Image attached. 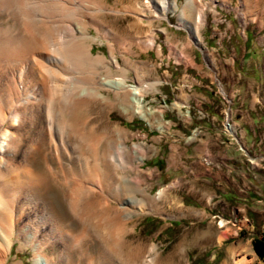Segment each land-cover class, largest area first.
I'll return each instance as SVG.
<instances>
[{"label": "rangeland", "instance_id": "1", "mask_svg": "<svg viewBox=\"0 0 264 264\" xmlns=\"http://www.w3.org/2000/svg\"><path fill=\"white\" fill-rule=\"evenodd\" d=\"M199 1L207 17L201 32L206 47L204 51L190 37L189 31L179 24V13L186 0H169L178 7L168 9L166 18L152 0L90 2L89 9L98 8L104 15V19L96 16L95 21H102L116 32L111 36L103 33L98 36L94 29L91 30L89 38L95 37V42L90 39L88 46L101 62L97 73L103 78L113 76L141 88L143 94L139 105L142 113H135L136 105L134 109L123 106L121 99L126 92L118 90L116 96V90L97 84L95 86L101 90L100 98L97 102L77 107L75 122L82 134L94 132L93 140L98 138L99 143L100 139L110 135L116 137L117 143L127 141L130 153L135 147L140 149L135 157H143V161L138 162L137 157L134 160V155L129 158V153L121 173L125 169L124 175L139 183L141 191L149 198L144 209L121 205L119 199L110 201L116 209L129 207L130 212H143L140 218L128 224L130 245L148 249L155 245L161 264H223L231 258L229 249L234 252L235 263L247 260L248 264H264V259L255 251L256 240L264 237V0H246L248 7L243 4L244 0ZM139 8L142 10L138 14ZM245 9L246 16L242 19L239 13ZM8 18L0 19L4 31L15 25ZM140 19L143 23L138 24ZM29 29L24 23L22 30L32 33ZM16 67L4 68L7 99L16 95L12 94V89H17L15 82L20 81L25 87L29 85L27 67L19 71L15 70ZM90 72L91 69L86 70L84 76ZM56 82L51 79L48 84L54 93L58 91ZM26 92L27 88L24 94L20 91L19 99H23ZM56 97L50 96L52 120H56ZM73 97H69L70 100ZM68 114L67 111V119ZM227 120L235 128V134L228 132ZM65 121L60 123L62 127ZM34 125L32 130L37 135L39 127ZM252 131L261 141L256 150L249 145L255 139ZM215 132L245 156L247 172L254 177L251 182L238 183V193L232 205L214 197L221 186L213 184L215 168H211L212 165L204 166L205 177L197 179L192 173L200 169L197 160L207 143L216 138ZM54 136L52 126V129L48 128L47 145L35 159L36 173L41 175L50 171V177L56 183H62L66 178L67 181L76 179L73 170L81 168L78 157H85L87 148L74 149V144L67 141L64 147H60L59 138L56 140ZM21 153L18 149V156ZM226 153V149L219 153L223 163L226 162ZM161 191L162 198L156 199ZM73 193L71 198H74ZM131 196L135 200L142 198L140 192L132 193L128 198ZM65 199L63 209L68 212L70 209ZM39 213H43L42 207ZM75 221L70 220L69 224L74 225ZM222 222L223 228L220 227ZM38 224L39 228L33 227V232L39 231L36 237L39 241L48 234L47 225ZM73 227L74 234H77L83 225L78 223ZM58 238L55 234L49 237L53 243ZM14 242L6 264H33L32 249H20L22 241ZM90 242L85 244L90 246ZM60 247L57 245L56 250Z\"/></svg>", "mask_w": 264, "mask_h": 264}, {"label": "bare ground", "instance_id": "2", "mask_svg": "<svg viewBox=\"0 0 264 264\" xmlns=\"http://www.w3.org/2000/svg\"><path fill=\"white\" fill-rule=\"evenodd\" d=\"M245 1L243 4L246 7ZM90 2L93 3V0H0V19L7 16L15 24L10 29L6 28V31L0 24V264H6L14 241H22L20 249H32L33 264H161L160 253L155 245L150 249L133 247L128 241L131 234L129 222L140 218L143 212H130L129 207L116 209L110 202L111 199H119L121 205L138 206L142 210L149 199L141 191L139 183L124 175L125 169L121 173L130 153L127 141L117 143L116 137L107 135L99 143L98 138L93 140L94 132L91 135L82 134L75 122L74 111L77 107L83 103L97 102L100 98L101 90L100 87L97 89V84L116 90V96L118 90L126 92L121 99L123 106L131 109L136 105L135 113H142L139 105L143 94L141 88L113 78L110 72L112 78H103L97 73L101 62L88 46L90 39L95 42V37L89 38L91 30L94 29L98 36L100 33L111 36L114 32L109 25L95 21L96 16L103 18L104 15L98 8L93 11L89 9L87 5ZM152 2L160 7V13L165 18L168 9L176 10L178 7L175 2L169 3V0ZM199 2L186 0L179 13V24L189 31L190 37L204 51L206 47L201 32L207 17ZM141 10H137L138 14ZM245 12L246 9L239 13L240 18H245ZM142 21L140 19L138 24ZM24 23L29 25L28 31L32 30V33L22 30ZM14 65L18 67L16 71L27 67L29 85L25 87L20 81L15 82L17 89L15 91L13 88L12 94L16 95L10 96V91V98L7 99L4 90L7 83L3 82L7 77L4 68ZM88 69L92 72L86 77L84 73ZM75 74L78 77L74 78ZM68 75L70 77L67 80ZM51 79L57 81L55 84L58 91L55 90V93L48 85ZM25 88L28 93L19 99V92L24 94ZM51 95L58 96L54 108L56 120H52ZM71 96L75 97L70 100ZM63 121L65 123L62 127L60 123ZM34 124L39 127L37 135L32 130ZM52 126L55 139L59 138L57 141L60 147H64L67 141L74 144V149L87 148L84 152L86 156L78 157L81 168L76 166L77 171L73 170L72 175L76 179L67 181L65 176L68 173L65 171L66 181H58L61 184L51 179L50 171L45 174L42 171L40 175L35 169V159L47 145L48 128L52 129ZM234 130V127L228 128L231 134H235ZM18 149L22 152L20 156ZM138 153L140 149L135 147L129 158L134 155L135 160ZM137 158L138 162L143 161V157ZM73 192L75 195L71 198ZM137 192H140L142 198H128ZM162 193H157L156 199L160 200ZM64 198L70 209L68 212L63 209ZM41 207L43 213L40 215ZM70 220H76L72 223L74 225H83L77 234H74L75 227L69 224ZM38 223L47 225L45 230L48 234L39 241L36 238L39 231L33 232V227L39 228ZM221 225L223 228L224 223ZM54 234L59 238L53 243L49 237ZM87 241L92 244L86 245ZM59 244L61 247L56 250ZM233 253L229 249L231 258L228 257L230 259L223 264L250 263L247 260L233 262Z\"/></svg>", "mask_w": 264, "mask_h": 264}, {"label": "crops", "instance_id": "3", "mask_svg": "<svg viewBox=\"0 0 264 264\" xmlns=\"http://www.w3.org/2000/svg\"><path fill=\"white\" fill-rule=\"evenodd\" d=\"M252 132L254 133L251 135L252 137L255 135V139L252 140L249 145L256 150L258 149L257 147H259L261 141L256 137L255 131ZM245 134L247 135L248 132ZM215 136L216 138L214 141L212 143H207V148L197 160L200 169L193 171L192 173L197 179L205 177L206 175L203 173V170L206 169V167L204 166L210 167L212 165L211 168H215L212 176L214 180L213 184L216 183L217 186H221V188H217L218 195L216 194L214 197L224 199L227 204L232 205L233 201L236 199L234 196H236L238 193L236 189L238 187V183L242 184L249 181L251 182L254 180V177L247 172V161L243 159L245 156L238 152L236 146L234 144H230L229 141L222 139L221 135L217 132H215ZM223 149H226L227 151L226 155L224 156L225 159L223 158L226 160L224 163L223 160L221 161L222 158L219 157V153L222 152ZM187 151L189 152V150ZM205 159L210 160H206L208 165L205 164ZM233 208L236 209L237 207H234L233 205Z\"/></svg>", "mask_w": 264, "mask_h": 264}, {"label": "trees", "instance_id": "4", "mask_svg": "<svg viewBox=\"0 0 264 264\" xmlns=\"http://www.w3.org/2000/svg\"><path fill=\"white\" fill-rule=\"evenodd\" d=\"M262 240H256L255 242V251L261 259H264V237Z\"/></svg>", "mask_w": 264, "mask_h": 264}, {"label": "built area", "instance_id": "5", "mask_svg": "<svg viewBox=\"0 0 264 264\" xmlns=\"http://www.w3.org/2000/svg\"><path fill=\"white\" fill-rule=\"evenodd\" d=\"M226 126H227V128L231 127L230 123H229V120H227V125Z\"/></svg>", "mask_w": 264, "mask_h": 264}]
</instances>
